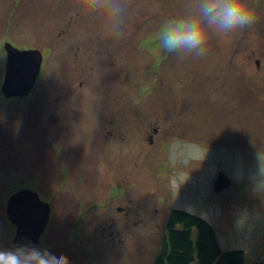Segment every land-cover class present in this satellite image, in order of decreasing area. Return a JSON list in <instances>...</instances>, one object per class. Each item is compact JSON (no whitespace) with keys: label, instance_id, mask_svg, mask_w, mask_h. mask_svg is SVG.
Returning <instances> with one entry per match:
<instances>
[{"label":"rangeland","instance_id":"374dc122","mask_svg":"<svg viewBox=\"0 0 264 264\" xmlns=\"http://www.w3.org/2000/svg\"><path fill=\"white\" fill-rule=\"evenodd\" d=\"M127 2L117 38L66 0H0V248L16 246L8 202L28 188L52 208L31 244L70 264L71 249L77 264H154L173 208L264 262V194L250 181L264 151V0H244L251 26L210 35L199 59L156 39L185 0ZM6 42L43 52L25 96L2 91ZM220 172L231 184L216 191Z\"/></svg>","mask_w":264,"mask_h":264},{"label":"clouds","instance_id":"9594fccd","mask_svg":"<svg viewBox=\"0 0 264 264\" xmlns=\"http://www.w3.org/2000/svg\"><path fill=\"white\" fill-rule=\"evenodd\" d=\"M75 15L86 11L105 21L108 32L119 38L128 11L127 0H66ZM183 15L167 20L157 33L159 47L178 58H202L207 54L210 35L227 36L253 23V15L244 0H185ZM256 168L250 181L253 191L264 194V151L256 149ZM0 264H70L64 254L22 243L0 248Z\"/></svg>","mask_w":264,"mask_h":264},{"label":"water","instance_id":"95a60500","mask_svg":"<svg viewBox=\"0 0 264 264\" xmlns=\"http://www.w3.org/2000/svg\"><path fill=\"white\" fill-rule=\"evenodd\" d=\"M7 53L6 72L2 91L7 97L29 94L40 76L44 55L38 48L19 49L12 43L5 44ZM231 179L220 172L215 182V190L229 186ZM50 202L41 199L38 192L24 188L15 193L8 202V216L17 226L15 245L37 243L47 226Z\"/></svg>","mask_w":264,"mask_h":264},{"label":"trees","instance_id":"16d2710c","mask_svg":"<svg viewBox=\"0 0 264 264\" xmlns=\"http://www.w3.org/2000/svg\"><path fill=\"white\" fill-rule=\"evenodd\" d=\"M154 264H246V251L223 247L211 222L199 214L173 208Z\"/></svg>","mask_w":264,"mask_h":264},{"label":"flooded vegetation","instance_id":"af4514ba","mask_svg":"<svg viewBox=\"0 0 264 264\" xmlns=\"http://www.w3.org/2000/svg\"><path fill=\"white\" fill-rule=\"evenodd\" d=\"M6 58H7V53H6ZM154 211H155V214H153L151 217L149 216V220L152 221L151 219H153V224L159 226L158 223H157V221L154 220V219H157V216L159 215V214H158V209H156V210L154 209ZM132 213H136V214H138V215H136V216L130 218V217H131L130 214H132ZM143 213H144V212L136 211L135 209L132 208L131 205H128V206H127L126 214H128V215H129V218H130L128 221H134V222H138V221H140V220L143 218V217H142ZM156 213H157V214H156ZM148 214H149V212H147V215H148ZM138 216H140V218H139ZM44 233H45V232H44ZM43 235H44V234L41 235V237H40V239H39V242H37L36 244L39 245L40 243H42V237H43ZM30 244H31V243H30ZM71 247H72V246H71ZM72 251H73V249H71V254H70V255H71V261H72L73 264H75V263L77 264V261L75 260V257H74L75 254H74V252H72Z\"/></svg>","mask_w":264,"mask_h":264},{"label":"crops","instance_id":"0c3cea01","mask_svg":"<svg viewBox=\"0 0 264 264\" xmlns=\"http://www.w3.org/2000/svg\"><path fill=\"white\" fill-rule=\"evenodd\" d=\"M219 236V235H218ZM220 242H221V239H220ZM222 244V243H221ZM223 246V245H222ZM223 247H225V246H223ZM226 248H228V247H226Z\"/></svg>","mask_w":264,"mask_h":264}]
</instances>
